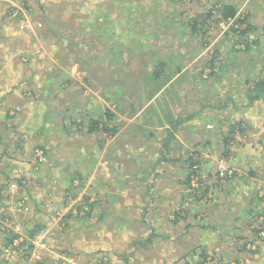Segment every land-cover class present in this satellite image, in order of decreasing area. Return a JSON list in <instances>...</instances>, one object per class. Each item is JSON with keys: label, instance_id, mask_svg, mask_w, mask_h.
<instances>
[{"label": "crops", "instance_id": "1", "mask_svg": "<svg viewBox=\"0 0 264 264\" xmlns=\"http://www.w3.org/2000/svg\"><path fill=\"white\" fill-rule=\"evenodd\" d=\"M121 1L106 0L108 13L106 12L105 14H108L110 18H106L105 14L103 17L106 18V23L107 21H111L110 23L114 25H120L122 19L129 20V25L125 27H129L128 31L132 35V39H135V42L131 46L129 45L128 53L125 54L127 56H119L118 58L121 62L113 65L124 67L122 71L133 65L152 66L148 70L147 78L151 82L156 80L151 73L153 65H164L165 71L157 78H161L163 82L158 89L152 91L155 84L149 82L146 86L144 79L141 82L143 76L135 73L137 81L140 83L136 86V88L139 86L138 91L136 89L133 91L132 83L126 77L129 70H125V72L120 71V73L112 70V77H108V80L112 82L107 87V97H104V90L97 87V92H94L92 96L89 95V91L87 90L85 92L86 95L84 94L79 99L80 103L77 102V99L68 101L67 103L66 101L59 103L58 109L62 111L60 114H71L73 116L79 111L80 115L86 119H89L90 115V119L93 120L92 122L101 121L98 122L99 124H71L72 122H69L70 124H42L35 126L40 132L46 130L55 134L57 139L43 137L39 139V142L48 145L49 148L52 145L51 155H48L46 159L50 162V159L53 158L54 161L58 162V165L51 166L52 164L48 163L45 167L44 164L42 169H45V171L36 173L35 176L32 175L34 179L33 183H37L34 188L37 190L40 188V184H47L44 192H51V196L53 197L64 198V193L68 194L70 188L60 189V187H63L62 181L60 183L58 180L61 171L65 172L64 176L70 175L74 178L75 175L78 177V174L89 176L91 185L96 187L102 195V200L98 202L96 207L98 215L96 225L100 228V225L102 227L110 226L108 222L111 220L118 221L119 224L125 226L123 227V232H126V236L121 240V237H118L120 233L113 234L114 230L107 227L108 230L103 231L102 234L98 233L87 238V242L89 243L87 247L91 251L82 250V254H86V252L99 253L102 250L103 255L109 256L108 258L114 264H150L148 256H144L147 253L148 255L155 254L162 258L164 264H179L178 262L186 264L185 261L190 258H193L194 263H196L197 260L195 259L201 261L200 255L213 256L211 263L203 262V264H232L227 260L231 257H240L241 264L249 262V258H251V264H264V246L252 257H248L244 249H242L243 251H238L235 247L231 248L230 245L227 246V240L230 241L239 232L241 235L247 236L248 240L250 238L257 239V230L252 229V224L259 218V210L262 212L260 201L262 200L264 203V188L262 190H254V187L260 182L259 180H264V166L262 168H260L261 166L254 167L252 158L255 155L253 150L248 148L251 141H254L257 124H252L254 128L251 124H243L242 126L246 130L243 131L242 127L241 131H238L237 125L234 127V124H228L231 120L230 115L226 116L224 114L223 119L219 118V120H216L213 116L217 112H221V110L218 111L220 108L217 105L218 102L217 104H213L211 109H207V115L205 113L203 115L204 120L212 118L215 124H198L202 120L200 98L203 94L197 88L196 92L193 91L187 99L185 97L188 91L186 81H191L185 75L188 73L189 67L194 63L193 66H196L194 69L195 75L199 67L203 71L211 72L214 75V82L208 86L211 89L210 95H217L225 99L224 113L229 108L228 98H230V101L232 98H235L234 106L239 104L242 112L244 109L258 104L253 103L254 101L251 102L249 96L255 95L251 88L254 81L259 78L264 79V73L255 72L254 74H249L248 70L239 72L236 69L237 65L234 66V63L238 59L237 56L240 54L244 68H256L259 63L257 57L252 58L248 54L254 48L246 42L241 43V40L237 41V39L233 38L237 37L233 34L234 32L231 33L230 42L227 40L223 41L222 34L219 33L220 36L213 37L208 45L199 41L201 39L200 35H194V40L190 44H192V49L195 48L196 53H194L191 62V54L186 56L184 53V48L187 46L180 47L170 43L171 39L166 31L167 26L165 27V25L167 22L165 19L159 20L157 17H154L153 20L158 22V25L154 26L150 24L147 26L144 23L143 17L147 13L145 10H136V7H128L123 12L118 11L115 7ZM107 4L112 6L107 7ZM128 4L133 6L135 2L133 4L128 2ZM142 12L144 13L141 15ZM262 13H264L263 10ZM56 22L57 24L55 25L62 27V23L57 20ZM232 28L233 26H230L227 31L229 32ZM101 29L104 31L105 27ZM180 29L176 28L179 35L181 34L180 32L187 30L185 28L182 29L183 31ZM77 32L74 30L72 34L75 35ZM225 32L223 33L225 34ZM59 34L58 37L66 41L57 43V47L60 52L69 55L65 51L69 50V48L71 49V46L77 45L73 44L72 38L67 39L65 34ZM112 42L117 45L115 41ZM194 43L196 44L194 45ZM228 51L235 52V58L230 59ZM186 58L187 60H185ZM73 59L69 62L59 58L43 61H47L51 67L45 77L48 85L44 86L40 91L38 89L37 96L34 93L35 98H38V100L35 101L34 96H32V104L35 105V110H38L37 108H46L48 114L58 113L54 110L56 108L52 106L55 103L52 99L58 97L56 91H59V85H62L63 88L77 77H82V80L86 79V81H89L90 75L83 78V76L78 75L80 73H74L72 70L73 68L76 70L78 64L81 65L80 68L83 70H95L91 74L93 81L105 77L100 73L104 74L105 67L101 63H99V66L94 67L95 60L93 58H82L81 61L76 57H73ZM187 61H190L189 66L186 64ZM53 64H56L59 68L56 69V74H53ZM227 67L230 72L226 79H229L228 82L232 83V85L222 89L221 92L223 94H215L216 89H218L217 80H219V76L223 77L221 72ZM16 70L18 71L19 69ZM68 70L74 74H68ZM41 71L39 68L36 72L35 70L28 71V81H37ZM81 74L85 75L83 72ZM18 77L19 75L16 74V79ZM192 80L194 81L195 77ZM224 83H227V81H224ZM179 84L184 85V88L178 89ZM32 86L34 87L35 85ZM172 89H175V91L170 94ZM64 92L68 93L67 90H64ZM0 93L2 92L0 91ZM164 94H168V97L163 101H158L160 95ZM0 95L2 96L0 100L5 101L6 98H3V94ZM39 98H45V100L41 101ZM11 100L13 99L11 98ZM176 101L182 104L194 102L193 108H197L191 114L184 115L177 110ZM171 106H173L172 109L170 108ZM7 112L9 113V110ZM213 112H216V114L213 115ZM186 113H189V111H186ZM237 117H240L242 120L246 119L241 116ZM1 122L2 124H8V121L4 119ZM90 126L93 130L88 131ZM60 131L64 132L63 138H59L58 136ZM59 142L63 143L65 151L68 154L62 153ZM259 143L261 142L259 141ZM200 147L209 149L211 159L215 157L213 155L214 151L216 150L218 153V149L222 148L218 155L225 154L223 157L228 156L227 159L230 158V162L234 165L232 164L233 166L231 167L226 163V166L232 172L228 170L224 177L230 175L232 177L228 181H222L223 189H220L222 192L218 196L220 203L216 204L215 202V205L207 210L209 211L208 220L200 219L199 222L202 220L204 222L196 224L189 216L186 217L187 211L192 207L191 204L194 199L189 191H194L197 187L196 185L188 188L187 175L189 174L188 167L191 160H196L199 164L201 163ZM88 149L91 150L89 151ZM223 157H218V159H225ZM257 157H260L258 153ZM257 160L259 162V159ZM10 163L17 165V168L23 167V163H20L19 158L10 159ZM214 163L210 162L212 169L215 166ZM260 163L264 164V156H262ZM94 167L95 173L93 171ZM97 169H100V171L97 172ZM110 171H112V174L106 175V172ZM186 171L187 174L185 173ZM102 173L105 176H101ZM154 173H157L155 179L153 177L154 180L152 182L155 199H149V196H146L145 192H147L151 176ZM122 174L127 176L129 181L120 179ZM41 175H48V177H42L43 180H41L38 177ZM216 175L218 176V173ZM22 178L24 181L20 183V189L31 193L32 189H34L33 186L29 187L32 177L27 178L25 176ZM213 178L216 177L213 176ZM127 182H133L135 184L134 187L132 189L124 187L123 184ZM220 183L217 182V179H214L213 183L208 184L207 189H211V192L215 193L220 187ZM24 187H27V189L24 190ZM138 191L141 192V204L146 202L139 212L137 211V207L134 209L135 203L136 206L138 205V197L135 203L128 202L124 206H119V208L113 207L112 201L116 194L129 192L127 196L130 198L133 194H138ZM55 203L57 204L56 201L51 204ZM151 204L153 207L152 210L150 209V217L148 219L147 213L144 215V210L150 207ZM53 207L51 206L50 209H53ZM64 207L65 205H62V208ZM67 208L65 209L66 217L70 216V214H67ZM56 214L58 215L59 212H56ZM74 214L76 215L75 208ZM87 215L88 212L84 213L83 217L87 218ZM55 217L58 216H54L51 219L53 220ZM62 217L64 216L62 215ZM71 217L73 220V216ZM58 220H62L63 223L66 222L69 225L73 222L66 218L61 219L60 217ZM258 221L263 225V219H259ZM80 222L79 226L82 225L83 219ZM91 222L87 221L84 224ZM151 232L153 237L146 240ZM81 239L82 241L84 240V231L81 234ZM121 247L122 249H120ZM169 247L172 249L171 251H168ZM52 258H56V256H52ZM164 258H167V260L165 261ZM109 259L106 263H103L101 260V264H107ZM56 263L54 262V264Z\"/></svg>", "mask_w": 264, "mask_h": 264}, {"label": "rangeland", "instance_id": "2", "mask_svg": "<svg viewBox=\"0 0 264 264\" xmlns=\"http://www.w3.org/2000/svg\"><path fill=\"white\" fill-rule=\"evenodd\" d=\"M128 2H131V4L135 2V5H129ZM225 5H230L234 8L235 15L233 18L222 19L221 8ZM110 6L112 5L107 4V7ZM128 7H136V10H145L147 13L146 16L143 17L144 23L147 26L150 24L154 26L158 25V22L153 20L154 17H157L159 20L165 19L167 22L165 25V27L167 26L166 31L171 39L170 43L180 47L187 46L184 48V53L186 56L191 54V62L194 53H196L195 48L192 49V44H190V42L194 40V35H200L201 39L199 41L208 45L213 37L216 38L220 36L219 33L222 34L223 41L227 40L230 42L232 32H228L227 30L232 24L235 25L236 28L244 29L245 34L237 35V37L233 38L237 39V41L241 40V43L246 42L251 45L254 49L248 54L252 56V58L257 57L259 63L256 68H244L242 65V57L238 54V59L234 63V66L237 65L236 69L239 72L248 70L249 74H254L255 72L264 73V13H262V10L264 11V1L122 0L115 9L123 12V10ZM154 10L156 12H152ZM106 12V0H0V91L2 92L0 94H3V98H6L5 101L0 100V264H54V262H57L56 264H101V260L103 263H106L109 256H104L102 250L99 251V253L86 252V254H82V250L91 251L87 247L89 244L87 238L97 235L98 233L102 234L103 231L108 230L107 227L114 230L113 234L120 233L118 237H121V240L126 236V232H123V227L125 226L119 224L118 221L111 220L108 222L110 226L102 227V225H100V228L96 225L98 218L96 207L98 202L102 200V195L98 192L96 187L91 185L92 183L89 181V176L78 174V177L71 178L72 176L70 175L64 176L65 172L61 171L58 180L60 183L62 181L63 187H60V189L70 188L68 194L64 193V198L58 196L53 197L51 196V192H44V188L47 184H40V188L36 190L34 186L37 183H33V176H35L36 173L45 171V169H42L44 164L45 167L48 163H51V166L58 165V162L54 161L53 158L50 159V162L46 159L48 155H51L52 145L49 144L51 145L49 148L48 145L39 142V139L43 137L56 138L55 134L42 129V132H40L35 126L42 124H70L69 122H72L71 124H91L93 120L90 119V115L88 117L89 119H86L80 115L79 111L73 116L71 114H60L62 111L58 109L60 106L59 103H64V101L67 103L68 101H74L76 99L77 102L80 103L79 99H81V96H84L87 90L89 91V95L92 96L94 92H97V87L103 89L104 97H107V87L112 82L108 80V77H112V70L120 73V71L124 69L122 66L113 64L121 62L118 57L128 53L129 45L131 46L135 42V39H132V35L128 31L129 27H125L129 25V20L122 19L120 25H114L110 23L111 21H107L106 23V18H110L108 14H105ZM143 13L144 12H142L141 15ZM200 14H202L204 19H199L198 22L200 23L194 27L193 20ZM103 15L106 18H104ZM56 20L62 23V27L55 25L57 24ZM200 26L201 29H199ZM102 27H105L104 31L101 29ZM176 28H181L180 30L184 28L187 29L184 31L185 39L184 32H180L181 34L179 35ZM74 30L78 31L75 35L72 34ZM224 31H226L225 34L223 33ZM59 33L65 34L67 39L72 38L73 44L77 45L74 47L71 46V49L69 48V50L67 49V51H65L69 55L60 52L57 47V43L66 41L58 37V35H60ZM112 41H115L117 45ZM195 44L196 43H194V45ZM228 54L230 55V59L235 58V52L228 51ZM73 57L78 58L80 61L82 58H93L95 60L93 64L94 67L99 66V63H101V65L103 64L105 67L104 74L102 72L100 73L105 77L93 81L91 79V74L94 73L95 70H83L80 68L81 65L78 64V67L75 66L77 67L76 70L74 68L71 69L74 73H80L78 75L83 76V78L90 75L89 81H86V79L82 80V77H77L63 88L62 85H59V91H56L59 98L56 97L52 99L55 102L52 106L56 108L54 110L58 113L48 114L46 108H37L38 110H35V105L32 104V96L35 98L34 93H36L37 96V90L39 89L40 91L44 86L48 85L45 77L47 76V71H50L49 68L51 67L47 61H43L59 58L69 62ZM73 60L75 61V59ZM185 60H187V58ZM190 61L186 63L188 66ZM193 64L189 67V71L185 75L186 78H190L191 81H186L188 91L187 95L184 94L187 99L193 91L196 92L197 88H199L200 93L203 94L200 98L202 120L201 123L198 124H215L212 118L204 120L205 118L203 115L204 113L207 115V109H211L213 104H217V102V105L220 106L218 111L221 110V112H217V114L213 112V115L216 114L213 116L216 120H219V118L223 119L224 114H226V116L230 115L231 118L228 124H236L238 121L243 122V124H251L252 127V124H257L254 141H251L248 148L253 150L255 155L254 158H252L254 167L261 166L260 168H262L264 164L260 162L262 161V156H264V141H261L264 140V98L254 100L253 103L258 104L253 105L251 108L244 109L243 112L239 104L234 106L235 98H232L231 101L230 98H228L227 102L229 108L226 109L224 113L223 108L226 104L225 99L217 95H210L211 89L208 86L214 82V75L211 74L209 79L202 82L201 74L207 77L208 72L203 71L199 67L195 75L194 69L196 66H193ZM160 66L161 64H159V66L153 65V67ZM151 67L152 66L133 65L125 69L129 70L126 77L129 79L130 83H132L133 91L135 89L138 91L139 86L137 88L136 86L140 83L137 81L135 73H139L140 76H143L141 82L144 79L145 85L147 86L148 83L151 82L147 80L148 70ZM38 68L42 70L38 76V80L29 82L27 79V75H29L28 71L35 70L36 72ZM16 69L19 70L17 71ZM56 69H59L58 66L53 64V74H56ZM125 70L122 72H125ZM82 72L85 73V75L81 74ZM229 72L230 70L228 67L221 72L224 78L219 76V80H217L218 89H216L217 91L215 94H223V92H221L222 89L232 85V83L228 82L229 79H226ZM74 73L68 70V74ZM16 74L19 75L18 79H16ZM193 77H195L194 81L192 80ZM224 81H227V83H224ZM162 82L163 80L161 78L151 82L155 84L152 91L158 89ZM32 85L35 86L33 87ZM180 88H184V85L179 84L178 89ZM64 90H67L68 93H65ZM173 91H175V89H172L170 94ZM1 97L0 95V99H2ZM167 97L168 94L160 95L158 101H163ZM11 98L13 100H11ZM39 99L41 101L45 100V98ZM34 100L36 101L38 98ZM193 105L194 102L182 104L176 101L177 110L184 115L191 114L193 110H196L197 107L193 108ZM195 106H197V104H195ZM172 107L173 106L170 108L172 109ZM8 110L9 113L7 112ZM186 111H189V113H186ZM237 111H239V113H237ZM237 116L246 119L242 120ZM2 119L8 121V124H2ZM245 130V127H243V131ZM63 133V131H60L58 135L59 138L64 137ZM259 141L261 143H259ZM59 143L62 153L68 154V152L65 151L63 143ZM200 148L201 169L196 173L199 175L200 182L196 183V178L192 175L187 177L188 188L201 185L198 189L189 191L194 199L192 200V207L190 208L192 211L188 209L186 214V217L189 216L196 224H200L204 219L208 220L209 211L207 210L213 207L215 202L216 204L220 203L218 196H220L222 192L220 189H223L222 181L224 179H222L221 185H219L220 187L215 193H213V191L211 192V189H207L208 184L213 183L214 179L216 180L219 178L216 175L218 166L221 165L224 167L223 172L225 173V170L228 171L230 169L226 166V163L231 167L234 165L230 162V158L227 159L228 156L223 157L225 154L218 155L222 148L218 149V153L216 150H213V155H215V157L212 155L213 159H211L209 149H206V147ZM88 150L90 151L91 149ZM257 153L260 156L259 158L257 157ZM36 157H39L41 161L39 162L36 160ZM218 157H223L227 161L225 159H218ZM16 158L20 159V163H23V167L20 164L21 167L19 168H17V165L9 164L10 159L13 160ZM257 159H259V162ZM210 162H215L213 169L210 167ZM93 171L95 173V167ZM96 171L99 172L100 169ZM188 171L189 174H191L190 170ZM229 172L232 171L229 170ZM185 173L187 174V171ZM111 174L112 171L106 172V175ZM25 176L27 178L32 177L29 187L33 186L34 189H32L31 193L20 189L21 186L18 181L23 182L24 180L22 177ZM101 176L105 175L102 173ZM213 176L216 178H213ZM38 177L43 180L42 177L47 178L48 175H41ZM120 179L129 181L127 176L123 174ZM259 181L260 182L254 187V190H262L264 188V180ZM134 185L133 182L123 184L124 187L130 189H132ZM25 189H27V187H24V190ZM127 193L116 194L118 197L115 196L113 199V207L119 208V206H124V204L128 202L135 203L138 197V205L136 206L135 203L134 209L137 207V211L139 212L140 208L146 204V202L141 204V192L138 191V194H133L130 198H128ZM145 195L148 196L147 192H145ZM221 197H223V195H221ZM55 201L57 204H51ZM260 204L262 212L259 210L260 216L255 220V223L252 224V229H261L264 231V223L262 225L258 221L259 219L264 220V203L262 200ZM62 205H65V207L62 208ZM51 206H54L53 209H50ZM152 207L151 204L150 207L146 208L148 219ZM66 208L68 210L67 214H70L68 217H66L67 215L65 214ZM74 208L76 215L74 214ZM56 212H59V214L57 215ZM86 212H88V215L86 216L87 218H84L83 215ZM62 215L64 217H62ZM54 216L58 217L52 220L51 218ZM71 216H73V220ZM59 217L61 219L66 218L73 222L71 225L66 224V222L63 223L62 220H58ZM81 219H83V222L82 225L79 226ZM200 219L203 220L199 222ZM87 221L92 222L84 224ZM83 231L84 240L82 241L81 234ZM249 236L251 237L250 233ZM252 243H257V247L253 250L249 246V244ZM228 245H230L231 248L235 247L238 251L244 249L245 254H248V257H252L264 246V238H250L248 240L247 236L241 235L239 232V234L234 235L230 241L227 240V246ZM122 247L120 249H122ZM171 250L172 249L169 247L168 251ZM52 256H56V258H52ZM144 256H148L150 264H164L163 259L155 254L148 255L147 253ZM110 258L112 259V257ZM212 258L213 256L200 255L201 261L195 259L197 260L196 263H194L193 258L186 261L183 259V261H185L186 264H203V262L211 263ZM164 260L166 261L167 258H164ZM227 260L232 264L242 263L240 257H231ZM251 262V258H249V262L245 264H251ZM178 263L180 264L181 262ZM107 264L114 263L109 259Z\"/></svg>", "mask_w": 264, "mask_h": 264}, {"label": "trees", "instance_id": "3", "mask_svg": "<svg viewBox=\"0 0 264 264\" xmlns=\"http://www.w3.org/2000/svg\"><path fill=\"white\" fill-rule=\"evenodd\" d=\"M221 12H222V19L223 20H225V19H228V18H233L234 17V15H235V10H234V8L232 7V6H230V5H225V6H223L222 8H221ZM199 19H204L203 17H202V14H200L199 16H197L193 21V26L195 27L196 25H198V23H200V22H198V20ZM239 22V21H238ZM233 26V28H232V30H230L234 35H243V34H245V30L244 29H239V28H236L235 27V25H232ZM199 29H201V26H200V28ZM239 30V31H238ZM229 31V32H230ZM157 66H159V64H156ZM164 65H162V66H160V67H153L152 68V70H151V73H152V76H154V79H157L158 77H160L161 75H162V73L165 71L164 70ZM202 75V82H205L207 79H209V77H210V75H211V72H209L208 73V76L206 77H204V75L203 74H201ZM251 90L255 93V95L254 96H249V99H250V101L252 102V101H254L255 99H259V98H264V79L263 78H259L258 80H256V81H254V84H253V86H252V88H251ZM91 124H99L98 122H91ZM238 126V131H241V127H242V125H243V122H241V121H238V123H236V124H234L233 126L235 127V126ZM91 130H93L92 129V127L90 126L89 127V130L88 131H91ZM42 152V151H41ZM42 155H43V152H42ZM36 160H38L39 162L41 161V159L39 158V157H36ZM160 164V163H159ZM201 164V163H200ZM200 164H199V162H197L196 160H191L190 161V163H189V167H188V169L190 170V172H191V174H188L187 175V177H190L191 175L194 177V178H196L197 179V183H199L200 181H199V175H197L196 173H198V170H199V168H200ZM196 166V168H193V167H195ZM152 175V174H151ZM156 175H157V173H154L152 176H151V179H150V185L147 187V194H148V196H149V199H155V192H154V187H153V185H152V182H153V180L155 179V177H156ZM75 177H76V175H75ZM153 177H154V179H153ZM231 177H232V175H230V176H225L224 178H217V182L219 183V182H221L222 181V179H224L225 181H228V180H230L231 179ZM72 178H74L73 176H72ZM191 180V179H190ZM188 181H189V179H188ZM18 183H21V182H19L18 181ZM199 187H201V185H199V186H197L195 189H198ZM147 213V211H146V208H145V210H144V215ZM259 231H261V229H259V230H257V234L259 233ZM153 232V231H152ZM152 232H151V234L148 236V238L146 239V240H149L150 238H152L153 237V234H152Z\"/></svg>", "mask_w": 264, "mask_h": 264}, {"label": "built area", "instance_id": "4", "mask_svg": "<svg viewBox=\"0 0 264 264\" xmlns=\"http://www.w3.org/2000/svg\"><path fill=\"white\" fill-rule=\"evenodd\" d=\"M40 155H41V154H40ZM194 168H196V167H194ZM223 170H224V167H222L221 165H219V166H218V171H217V173H218V176H219L220 178H221V177L224 178L225 173L228 172V171L225 170V173H224ZM196 183H197V179H196ZM257 238H258V239H262V238H264V231H263V230L259 231V233L257 234ZM249 246H250V248L253 250V249H255V248L257 247V243L249 244Z\"/></svg>", "mask_w": 264, "mask_h": 264}]
</instances>
